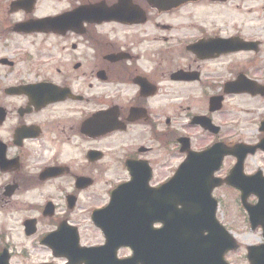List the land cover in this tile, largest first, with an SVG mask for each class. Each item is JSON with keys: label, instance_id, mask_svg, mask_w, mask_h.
<instances>
[{"label": "flooded vegetation", "instance_id": "af4514ba", "mask_svg": "<svg viewBox=\"0 0 264 264\" xmlns=\"http://www.w3.org/2000/svg\"><path fill=\"white\" fill-rule=\"evenodd\" d=\"M217 141L259 146L243 173L264 180V0H0V253L10 264L31 254L69 264L59 254L76 239L103 245L92 218L108 214L115 189L135 181L152 210L171 204L156 189L212 166L185 170Z\"/></svg>", "mask_w": 264, "mask_h": 264}, {"label": "water", "instance_id": "95a60500", "mask_svg": "<svg viewBox=\"0 0 264 264\" xmlns=\"http://www.w3.org/2000/svg\"><path fill=\"white\" fill-rule=\"evenodd\" d=\"M47 23H50V19L40 20L35 22L34 25L38 26L39 24ZM229 152L220 148L219 145L210 148L212 175L219 169L223 157ZM219 183L220 181L213 175V186L216 187ZM193 186L194 188L202 187V192L198 194L205 198L203 208L193 210L188 206V211L183 214L178 213L177 221L175 220L174 224L171 223L169 225L170 229H167L172 235L170 244L164 245V247L160 246V253L165 257L160 264H190L189 261L194 259V255L199 258L196 260H203L204 264H228L224 260V255L228 251L238 248V244L230 232L220 225L215 218L217 202L213 201L210 195L213 186L209 184L207 188L200 182ZM259 190L264 192V187ZM187 196L191 195L187 194ZM261 199L256 206L245 205L248 209L253 229L257 226H261L264 229V193ZM181 215H183L184 219L181 218ZM161 231L162 233H167L165 228ZM206 232L207 235H204ZM134 249L135 256L121 264H137L140 258H145L142 264H151L150 260H146V257L150 259V256H153L152 246ZM247 249L249 251L247 257L251 262L250 264H264V244L248 246Z\"/></svg>", "mask_w": 264, "mask_h": 264}, {"label": "rangeland", "instance_id": "374dc122", "mask_svg": "<svg viewBox=\"0 0 264 264\" xmlns=\"http://www.w3.org/2000/svg\"><path fill=\"white\" fill-rule=\"evenodd\" d=\"M251 162L255 164L254 161ZM217 197L220 199L217 217L227 228L233 232L236 239H238L240 243L239 250L229 254L227 256V260L231 264H247L248 260H246V246L263 242L261 231L259 229L254 231L251 230L248 225L245 211L240 206V203H238V198L232 194L229 196L222 190L218 191ZM34 258L35 259L33 261H29L27 264H36V262L39 261L40 256H34Z\"/></svg>", "mask_w": 264, "mask_h": 264}]
</instances>
